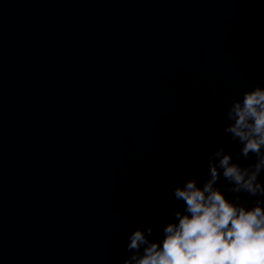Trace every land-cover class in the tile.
<instances>
[{
  "label": "water",
  "instance_id": "95a60500",
  "mask_svg": "<svg viewBox=\"0 0 264 264\" xmlns=\"http://www.w3.org/2000/svg\"><path fill=\"white\" fill-rule=\"evenodd\" d=\"M257 85L264 0H0V264H123L136 229L160 239L174 189L236 160L225 115Z\"/></svg>",
  "mask_w": 264,
  "mask_h": 264
},
{
  "label": "clouds",
  "instance_id": "9594fccd",
  "mask_svg": "<svg viewBox=\"0 0 264 264\" xmlns=\"http://www.w3.org/2000/svg\"><path fill=\"white\" fill-rule=\"evenodd\" d=\"M225 119L223 132L241 145L236 160L216 149L202 185L192 178L174 189L184 207L173 212L160 239H150L152 227L131 233L123 264H264V87L233 98ZM252 157L253 163L239 162ZM241 193L257 199L249 207Z\"/></svg>",
  "mask_w": 264,
  "mask_h": 264
}]
</instances>
